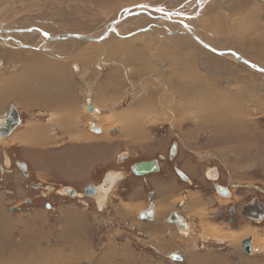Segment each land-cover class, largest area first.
Segmentation results:
<instances>
[{
  "label": "rangeland",
  "instance_id": "obj_1",
  "mask_svg": "<svg viewBox=\"0 0 264 264\" xmlns=\"http://www.w3.org/2000/svg\"><path fill=\"white\" fill-rule=\"evenodd\" d=\"M199 1L0 0V24L36 26L53 35L93 34L121 10L148 4L161 12L172 9L192 15V19L180 16L209 46L235 51L263 67L264 40L256 38L264 34L254 26L241 28L239 18H245L249 8H237L238 0H201V9ZM256 1L264 6L263 0ZM260 16L264 25V15ZM152 18L137 17L121 26L124 33L132 31L126 41L143 37L141 49L134 48L138 55L128 65L119 59L127 53L125 48L119 50L122 45L118 57L113 48H103L87 62L74 55L81 40L62 52L55 46L52 58L48 48L0 44V118L14 107L21 119L19 127L0 140V264H264V217L249 219L241 213L256 203L264 208V74L233 55L204 48L185 26V34H176L171 25L170 31L161 27L149 31ZM32 31L40 32L32 28L17 33ZM38 60H48L52 69L47 68L45 78L40 74L34 79L33 68L45 65ZM113 71L123 82L107 92L104 85ZM14 86L26 96L20 99L38 101V106L24 109L23 102L8 93ZM49 93L51 99L60 96L53 99L55 105L51 102L55 108L66 110L71 99L76 102L70 105L79 114L74 130L64 129L55 109L46 106ZM145 100L157 103L162 113L149 116L133 130L123 127L116 117L129 116ZM89 104L98 109L96 114L89 111ZM210 110L217 116L213 111L207 115ZM30 124H38L43 136L16 143L14 137ZM103 130L106 136L101 140L77 139L81 132L88 138L100 137ZM175 144L177 154L171 158ZM151 160H158L159 173L144 177L133 173L135 164ZM19 164L27 166L28 175ZM114 175L119 180L103 206L97 194L86 195L89 187H100ZM218 186L227 189V196L219 194ZM152 205L153 221L140 220ZM231 208L238 213L230 224ZM174 213L191 227L188 234L168 222ZM245 229L253 230L248 236L255 244L251 254L228 239ZM220 234L224 238L218 240Z\"/></svg>",
  "mask_w": 264,
  "mask_h": 264
},
{
  "label": "bare ground",
  "instance_id": "obj_2",
  "mask_svg": "<svg viewBox=\"0 0 264 264\" xmlns=\"http://www.w3.org/2000/svg\"><path fill=\"white\" fill-rule=\"evenodd\" d=\"M203 2L205 0H202ZM244 1V0H243ZM203 2H201V0L199 1L198 5L200 6L201 9H203ZM246 3V1H244ZM216 6V5H215ZM222 6V5H221ZM140 7H143V8H140ZM214 8V7H213ZM261 8V7H260ZM178 11V10H177ZM177 11H173L172 9H168V10H165V11H162L159 10V8L157 7H154V6H151V5H139L136 6V7H130V9H124V10H121L117 15H115L114 18H112L111 21H109L108 23H104L102 24V26L100 28H98L96 30V33H91L92 31H89V33H81V34H63V35H60V34H49L48 32L44 31L43 29L39 28V27H18V26H10V25H4V24H0V44H6L7 46H10V47H15L17 48L16 46H21L23 43H26V45L28 46H31L34 50H37V49H40V50H45V49H49V57L52 58L53 57V54L56 55L57 52L54 50V47L57 46L58 47V50H62L63 49H69L71 46H72V42L77 40H81V48L80 50L76 51L74 53L75 55V58H80L82 60H86L87 62L88 61H91L93 59H95V57H97L99 54H101L103 48L108 51V49L110 48H113L115 51H116V54L114 56L118 57L117 54H119V50L123 51V48H125V52L127 53H124L122 57H120V61H122L124 64L128 65L132 59V57L134 56H137L138 53H136V51L134 50V48H140L139 46V42L142 41L143 37H140L138 39H131V40H128L126 41V39H128L130 36H131V32L129 33H124L122 32L121 30V26L123 24H125L126 21L128 20H133V19H136L137 17L138 18H141L142 19V16L143 18H147L148 16H152L154 18L150 19V21L152 20L153 22H151L150 24H148L147 26H150V28L148 29L150 31L154 30L153 28H166V30L170 31L171 28L168 27V25H171L173 27H175L177 29L174 30L176 34L179 33V31H183V33L185 34V31L182 29V26H187V30H188V33H190V36L192 34L196 35L200 40H202L204 43L206 42L204 39H202L199 35V31H197V29L195 27H193V25L188 21L184 19V18H188V19H192V15L190 14H186V13H180V12H177ZM141 13H145V14H141ZM157 13V14H155ZM199 13V12H198ZM198 13H196V15H198ZM159 14H164L162 16H160ZM148 15V16H147ZM184 17V18H181V16ZM147 16V17H146ZM254 16H257V15H254ZM257 20V19H256ZM144 22V21H143ZM190 23V24H189ZM146 24V23H145ZM186 24H189V25H186ZM255 25V24H254ZM124 26V25H123ZM146 26V27H147ZM242 26V25H241ZM137 27V26H135ZM134 27V28H135ZM144 27V26H143ZM263 27V26H262ZM32 28H37V30H39L40 32H35V31H32V32H26V33H17V32H22V31H25V30H29V29H32ZM140 27H137L135 29H139ZM191 28H194L195 29V32L191 29ZM252 28V27H251ZM259 28V27H258ZM174 29V28H173ZM124 30V29H123ZM260 30V29H259ZM263 30V29H262ZM174 31H171V32H174ZM136 32V31H135ZM165 32V31H164ZM45 35V37L43 36V34ZM111 33V34H110ZM145 33V32H144ZM46 35L50 36L51 38H58V37H61V36H66V35H70V37L68 38H61V39H57V40H49L46 38ZM76 35H80L81 37L83 38H77ZM142 35V33H141ZM101 37H103L101 39ZM136 37V36H135ZM193 37V36H192ZM25 39L27 40L28 42H22V40ZM69 39V40H68ZM24 40V41H25ZM66 40V41H64ZM64 41V42H62ZM183 41V40H182ZM196 42H198L197 40H195ZM68 42V43H67ZM187 42V41H186ZM28 43V44H27ZM59 43V44H58ZM88 43H93V45H85V44H88ZM200 44V42H198ZM55 44V45H54ZM99 44V45H97ZM190 44V43H189ZM188 44V45H189ZM207 44V43H206ZM119 45H122L121 48ZM64 47V48H62ZM211 47V46H210ZM118 48H120L118 50ZM212 49H214L213 47H211ZM141 49V48H140ZM131 52H129V51ZM134 50V52H133ZM189 50V49H188ZM215 50V49H214ZM219 49L215 50V51H218ZM60 51V52H62ZM141 51V50H140ZM228 51V50H227ZM118 52V53H117ZM131 53L133 54V56H131L130 54ZM133 52V53H132ZM220 52V51H218ZM121 54V53H120ZM73 55V56H74ZM122 55V54H121ZM185 55V54H184ZM228 55H231V54H228ZM114 56H110L108 58H111V59H115ZM191 56V55H190ZM189 57V56H188ZM138 58V57H137ZM245 60H247L248 62L252 63V61L246 59L244 57ZM135 60V59H134ZM141 60V59H140ZM35 61V60H34ZM48 62V60H46ZM46 61H41V63H44L45 65H41V66H38L39 68L43 67L42 69H40V71H36L38 67H35L33 68L34 69V75H33V78L34 79H39L40 77V74H42V76H46L49 72H47L48 70L51 71L52 68L49 69V62L48 64H46ZM52 61V60H51ZM139 61V60H138ZM92 62V61H91ZM94 62V61H93ZM144 62V61H143ZM175 62V61H174ZM213 62V61H212ZM54 63V62H53ZM52 63V64H53ZM57 63V62H56ZM54 63V64H56ZM145 65L146 62H144ZM38 64V63H37ZM61 64V63H60ZM132 64V63H131ZM150 64V62H149ZM254 64V63H252ZM40 65V64H38ZM134 65H138L137 63H134ZM153 65V64H152ZM257 65V64H255ZM36 66V65H35ZM54 66V65H53ZM62 66V64H61ZM140 66V65H139ZM143 66V65H142ZM260 66V65H258ZM51 67V66H50ZM58 67V65H57ZM147 67V66H146ZM144 66L143 69L146 68ZM262 67V66H260ZM48 68V70H47ZM60 69V67H58ZM77 68V67H76ZM114 68V67H113ZM151 68V67H150ZM264 68V66L262 67ZM62 69V68H61ZM60 69V70H61ZM175 69V68H173ZM150 71V69H148ZM155 70V69H154ZM145 71V70H144ZM66 72V71H65ZM59 73V72H58ZM115 73H118L116 71H113V72H110V75L108 77V79L110 81H107L106 84L104 85V88H105V91L107 92H112L115 90H117V88L121 85V83L123 82L122 79L121 81L119 80V74H115ZM261 73V72H260ZM109 74V73H108ZM63 75V74H62ZM14 79V77H12ZM180 78V77H179ZM184 78V76H183ZM185 79V78H184ZM15 80V79H14ZM42 80V79H40ZM39 80V81H40ZM134 80V79H133ZM180 80H178V83H180ZM187 80V79H186ZM141 81V80H140ZM14 82H17V81H14ZM55 82V81H54ZM58 83V82H57ZM145 83V82H144ZM19 84V83H18ZM60 84V83H59ZM174 84V82H173ZM141 85V84H140ZM146 86V85H145ZM55 87V90H58L59 89V86L58 84L57 85H54ZM121 87V86H120ZM168 87V86H167ZM44 88V87H43ZM53 89V87H52ZM51 87H50V90H52ZM120 89V88H119ZM9 90V89H8ZM19 88L16 86H14L13 89L9 90L8 93H13L14 95H16V99H20L18 96H24L22 95V93H19ZM33 90V89H32ZM42 90V89H41ZM44 90V89H43ZM180 90V89H179ZM12 91V92H11ZM45 92V91H44ZM43 92V93H44ZM60 92V91H59ZM7 93V94H8ZM32 94V93H31ZM38 94V93H37ZM50 94V93H49ZM47 95V98H48V101L50 102H47L49 105H46L50 108H54L55 111H56V114L58 115L57 116V120L59 122V124L67 129H71V130H74V125H75V122L78 119H76L77 117H79L78 113L75 115L74 113H72L71 109L70 108H67L66 110H63V112L61 111L62 109L60 108H55L54 105L56 104V101L53 99L57 98V97H60V96H55V98H52L51 99V94L50 95ZM9 95V94H8ZM27 95V94H26ZM33 96V95H31ZM180 98H183L182 97V94L179 95ZM26 96H24L25 98ZM44 97V96H43ZM164 97V96H163ZM167 95H165L164 99L166 100L165 102L168 101V98H166ZM250 97V96H249ZM33 98V97H32ZM42 98V97H41ZM221 99V98H220ZM4 100V99H3ZM23 103H24V107L28 106L29 104V100L27 99L26 101H23L22 99H20ZM41 100V99H40ZM39 100V101H40ZM88 100V99H87ZM186 100V99H185ZM36 101V100H35ZM44 101V99H43ZM164 100L161 99V103L163 102ZM180 102L182 100H179ZM187 101V100H186ZM253 101V100H252ZM51 102L52 106L51 105ZM90 102V101H89ZM157 102V101H156ZM37 103V102H36ZM41 103V101H40ZM70 103V102H69ZM226 104V103H225ZM41 105V104H40ZM228 105V104H227ZM230 105V104H229ZM88 106V105H87ZM155 105L154 104H151L150 101L146 102V100L144 101L143 104H141L139 107L137 108H134L133 111H131L129 114V116L127 115H123V116H118L116 117L117 120H119L120 122L123 123V127H127L129 130H133V127L135 128H138L140 127V125H142L146 119L153 115V114H159V113H162L160 112L161 109L158 107L157 103H156V106L154 107ZM166 111L170 112L169 108L166 107L165 105H162ZM32 107V106H31ZM175 106L173 105L172 109L174 108ZM224 107V106H223ZM88 108V107H87ZM205 108V107H204ZM209 108V107H208ZM206 109V108H205ZM53 110V109H52ZM160 110V111H159ZM48 111V110H47ZM50 111V110H49ZM89 111L92 112L93 114H96V112H98V109H96V107H94V105L92 104H89ZM178 111V110H177ZM213 110H210L208 112L207 115H213L211 113H215V111L211 112ZM233 111V110H232ZM249 111V110H248ZM54 113V112H53ZM203 113V112H202ZM241 113V112H240ZM48 114V113H47ZM220 115V112L218 113ZM138 118V119H143L141 122V124L138 122V119H135V116ZM176 115V114H175ZM216 115V113H215ZM56 116V115H55ZM73 116L75 117V119H72ZM217 116V115H216ZM22 117V116H21ZM122 120H120V119ZM210 118V117H209ZM6 117L4 118H0V125L1 124H4V121H5ZM239 119V118H238ZM39 120V119H38ZM37 120V121H38ZM50 120V119H49ZM81 120V119H80ZM48 121V120H47ZM40 122V121H39ZM49 122V121H48ZM57 122V123H58ZM136 122V123H135ZM170 122V121H169ZM237 122V121H236ZM50 123V122H49ZM57 123L56 126H57ZM118 123V122H117ZM36 125V126H35ZM30 124L27 128L28 129H25L24 132L22 133H19L16 137L14 138H17L16 142H29L31 143L33 140L38 139L41 135H42V129L41 127L38 126V124ZM53 126V125H52ZM55 126V125H54ZM26 128V127H25ZM125 129V128H124ZM76 130V129H75ZM101 131V130H100ZM135 131H138L137 129H135ZM103 132V135H100V137L98 136H86L85 134H83L82 132L80 134L77 135V139L79 140L80 139V136L82 138H86L87 140H92V138H94V140H101V138L105 137L106 134H104V130L102 131ZM123 132V131H122ZM131 133V131H129ZM48 133V132H47ZM99 133V132H98ZM124 133V132H123ZM36 135H38L39 137H37ZM55 135V134H54ZM43 136V135H42ZM76 136V135H75ZM102 136V137H101ZM6 138V137H4ZM4 138H1L0 140H3ZM8 138V137H7ZM11 138V137H10ZM8 140V139H7ZM5 141V140H3ZM1 141V142H3ZM69 141V140H68ZM95 151V150H94ZM82 161V160H81ZM85 161V160H83ZM83 164V163H82ZM160 166V164H159ZM160 170H161V167H160ZM160 172V171H159ZM158 172V173H159ZM154 174H157V173H154ZM150 175V174H149ZM210 175V173H209ZM148 176V175H146ZM211 180L213 179L215 181V178H213V175L211 174ZM117 180H119V178L117 177V175L115 176H112L111 178H109L107 181H105L102 186L100 187H95L98 191L97 193V196L99 197V204L100 206H103L104 205V201L106 200V198L108 197L109 195V192L111 191V189L114 187L115 183L117 182ZM217 180V179H216ZM108 185V186H107ZM107 187V188H106ZM220 188V187H219ZM217 188V190L219 189ZM223 189V188H222ZM221 189L218 190L219 194H221L222 196H227V195H224L223 192H220ZM226 191V190H224ZM100 195V196H99ZM161 209V208H160ZM193 210V209H192ZM3 216V215H2ZM8 219V218H7ZM244 228H250V226H244ZM245 229L244 232L245 233H240L238 234L239 232L237 233H233L234 235H228V239H230L231 241L233 242H237V243H240L242 245L243 241L245 239H248L249 235L252 233L253 230H247ZM221 232V231H219ZM218 230L216 231V233H219ZM215 233V234H216ZM173 235V234H172ZM245 235V236H244ZM254 235V234H253ZM244 236V237H243ZM217 239L219 237H223V234H220V235H217L216 236ZM242 237V238H241ZM247 237V238H246ZM224 238V237H223ZM263 238V237H262ZM219 240V239H218ZM256 243V242H255ZM251 244H253V246L255 245L253 243V240L251 242ZM256 246L258 247V244H256ZM252 247V245H251ZM28 248V247H27ZM254 249V248H253ZM256 250V248H255ZM23 258V257H22ZM10 259V258H9ZM8 260V259H7ZM201 261L203 262L204 260L201 259ZM17 262V261H16ZM24 262V260H23ZM28 262V261H27ZM26 262V263H27ZM25 263V262H24ZM25 263V264H26Z\"/></svg>",
  "mask_w": 264,
  "mask_h": 264
},
{
  "label": "water",
  "instance_id": "obj_3",
  "mask_svg": "<svg viewBox=\"0 0 264 264\" xmlns=\"http://www.w3.org/2000/svg\"><path fill=\"white\" fill-rule=\"evenodd\" d=\"M140 8H143V7H140ZM185 28H187V26ZM192 36L195 40L200 42V44L204 48L214 52L215 54H218L221 56H226L228 54H231V55H233V57L236 61L243 63L246 66L264 74V68L248 62L247 60L244 59L243 56L239 55L237 52L232 51V50L220 51V52L215 51L208 44H206L202 40H200L196 35L192 34ZM68 37H70V35L61 36L58 38H51L50 36L46 35V38L49 40H57V39L68 38ZM76 37L77 38H83L80 35H76ZM20 47L24 48V49H33L31 46H28L26 44H22ZM20 124H21L20 115H19L18 111L14 107H12L9 111L8 116L6 117V119L4 121V124L0 125V139L3 137H8L9 135H11V133L13 131H15L19 127ZM177 149H178V145L175 144L171 150V158H174V156H176ZM19 167L24 171L25 175H28L27 174V166L25 164H19ZM132 171L136 176H139V177H144V176L149 175V174L158 173L160 171L159 162H158V160L139 162L133 166ZM178 173L183 179L186 178L185 175L181 171H179ZM217 188H219V186ZM219 189H221L220 192L222 191L224 195H227L228 191H224L225 189H222V187H220ZM69 193L71 196L75 195L74 191H69ZM93 194H97V190L94 186H91L86 190V195L89 196V195H93ZM263 213H264V211H263ZM139 218H140V220L145 221V222L153 221V219H154V206L152 205L149 210L141 213L139 215ZM173 223H176V224L177 223L178 224L183 223L182 218L181 219L179 218L178 221H174ZM185 226L186 225H184V227ZM251 242H252V239L250 238V239L243 241V243H242L243 251L247 254H251L253 252V248L251 247ZM175 257H178V256H175ZM176 260H181V258L178 257V258H176Z\"/></svg>",
  "mask_w": 264,
  "mask_h": 264
},
{
  "label": "crops",
  "instance_id": "obj_4",
  "mask_svg": "<svg viewBox=\"0 0 264 264\" xmlns=\"http://www.w3.org/2000/svg\"><path fill=\"white\" fill-rule=\"evenodd\" d=\"M246 1V3L244 2ZM238 0L237 4H240L237 8H243L245 6V9H246V6L249 8V9H246V11L244 13H246V17L244 18L243 16L240 17L239 19L242 21V26L241 28L243 30H250L252 26L256 27V29L258 30V32H262V34H264V25L261 24V14L264 15V6L262 5H259L258 4V1L256 0ZM243 6V7H242ZM261 7V8H260ZM242 13H243V10H242ZM254 15H257V16H254ZM257 19V20H256ZM255 24V25H254ZM263 26V27H262ZM259 27V28H258ZM260 29V30H259ZM263 29V30H262ZM261 35V34H260ZM264 38L263 36H259L256 38V41L258 42H261L263 41ZM260 56V55H259ZM39 63H41L40 60H38ZM254 64H257L256 62H252ZM44 64V63H42ZM262 65V64H261ZM45 78V77H44ZM42 79V78H41ZM41 90V89H40ZM33 101V100H32ZM71 102L70 103H67L69 105L68 108H71L70 105H73V104H76V102H73V99L70 100ZM38 102V101H36ZM29 103L28 106L24 107V109L28 110L30 108H33L34 106H38V103ZM23 106H24V103H22ZM93 105V104H92ZM32 106V107H31ZM61 109V108H60ZM63 112V110H61ZM72 113L73 110H71ZM76 114V113H74ZM90 141V140H88ZM17 143V142H16ZM246 240V239H245Z\"/></svg>",
  "mask_w": 264,
  "mask_h": 264
},
{
  "label": "flooded vegetation",
  "instance_id": "obj_5",
  "mask_svg": "<svg viewBox=\"0 0 264 264\" xmlns=\"http://www.w3.org/2000/svg\"><path fill=\"white\" fill-rule=\"evenodd\" d=\"M223 188V187H222ZM226 189V188H225ZM227 190V189H226ZM222 192V191H221ZM264 208L262 205L256 203V204H252V205H249V206H245L243 211H241L242 213V216L244 217H248L249 219H262L264 217ZM218 217H221L223 216L224 213H220L218 212ZM238 212L235 211L234 208H231L230 209V217L228 218V222L231 224L233 222L232 218L237 214ZM181 219L182 218V222L184 223H177V227L179 229H182L184 232V234H188V230H189V227L188 224L186 223V220L179 214H172L171 216L168 217V222H174V221H178V219ZM184 225H186L184 227ZM191 228V227H190ZM250 239V238H249ZM247 240V239H246ZM245 241V240H244Z\"/></svg>",
  "mask_w": 264,
  "mask_h": 264
}]
</instances>
